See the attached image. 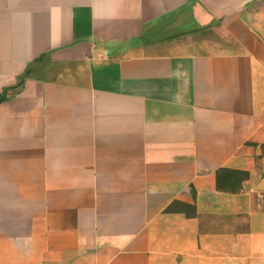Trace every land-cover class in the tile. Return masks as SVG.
Segmentation results:
<instances>
[{"label": "crops", "instance_id": "0c3cea01", "mask_svg": "<svg viewBox=\"0 0 264 264\" xmlns=\"http://www.w3.org/2000/svg\"><path fill=\"white\" fill-rule=\"evenodd\" d=\"M0 264H264V0H0Z\"/></svg>", "mask_w": 264, "mask_h": 264}, {"label": "rangeland", "instance_id": "374dc122", "mask_svg": "<svg viewBox=\"0 0 264 264\" xmlns=\"http://www.w3.org/2000/svg\"><path fill=\"white\" fill-rule=\"evenodd\" d=\"M214 32H216V31H214Z\"/></svg>", "mask_w": 264, "mask_h": 264}]
</instances>
